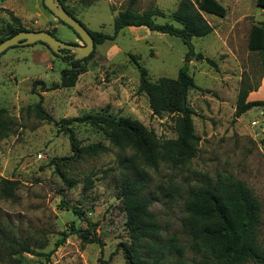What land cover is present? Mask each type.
<instances>
[{"label": "rangeland", "instance_id": "rangeland-1", "mask_svg": "<svg viewBox=\"0 0 264 264\" xmlns=\"http://www.w3.org/2000/svg\"><path fill=\"white\" fill-rule=\"evenodd\" d=\"M218 1L226 8L225 16L203 12L213 31L192 40L195 50L217 66L205 58L188 62L196 83L188 92V104L199 140L195 156L179 165L162 160L150 167L133 161L130 148L113 146L104 128L87 121L68 127L83 145L103 142L108 150L62 160L73 152L67 126L57 121L90 113L125 116L141 121L161 141L176 138L177 114L152 112L148 96L139 89L138 64L152 81L177 77L187 52L180 37L146 26L125 27L114 39L95 45L84 62L86 72L71 87L48 88L60 83L68 63L43 43L12 46L0 55V107L7 110L12 127L0 138V177L17 181L12 197L2 194L0 184V264H126L119 247L129 239L120 196L125 174L142 179L145 195L154 199L150 210L160 227L155 246L148 243L146 253L159 256L161 264H194L202 258L183 225L184 199L189 190L221 175H234L258 196V237L264 246V106L235 116L241 87L248 90V100L264 99V62L248 46L252 26L264 20V7L259 0ZM67 3L87 28L113 33L115 16L130 0ZM178 5V0H136L133 8L156 11L157 23L180 26L171 16ZM13 15L27 28L53 30L62 41L84 43L43 0H0V35L19 26ZM38 102L53 120L37 116ZM56 163L75 180L73 185ZM88 229L101 242L83 241L81 231ZM63 232L68 235L57 245ZM22 242L31 251H19Z\"/></svg>", "mask_w": 264, "mask_h": 264}, {"label": "trees", "instance_id": "trees-1", "mask_svg": "<svg viewBox=\"0 0 264 264\" xmlns=\"http://www.w3.org/2000/svg\"><path fill=\"white\" fill-rule=\"evenodd\" d=\"M68 1L60 0L65 9L75 16L74 11L68 6ZM178 1L179 5L171 16L180 23V26L170 22L157 23L153 19L156 11L137 12L133 8L136 0H130L129 6L115 16L113 33L88 28L96 44L114 39L121 29L129 26H146L150 30L182 39L187 46V52L177 77L163 76L152 81L147 69L138 64L139 89L148 96L149 105L154 114L162 115L164 112L177 114L178 136L161 141L153 130L141 121L125 116L116 118L111 115L90 113L78 117L62 118L57 123L67 126L73 154L60 159H83L108 150L103 142L83 145L75 131L68 127L74 121H87L104 128L113 146L130 148L132 160L139 159L145 166H157L162 160L179 165L195 156L199 137L194 133L191 116L193 110L188 104V92L196 86V83L189 72L188 62L196 57L205 58L215 66L217 63L209 57H204L202 52H197L192 40L194 37H204L213 31V25L205 19L203 12L223 17L226 14V8L218 0ZM259 3L264 7V0H259ZM13 19L19 26L7 35H0V42L18 31L33 30L23 26L16 15H13ZM59 21L66 24L60 19ZM46 30L55 35L53 30ZM74 33L80 38L75 31ZM45 45L50 49L47 44ZM248 46L250 50L260 53L264 62V20L252 26ZM51 52L67 62L68 67L61 70L60 83L48 88L74 86L79 76L87 70L84 62L92 56L90 54L84 58H76L75 53L69 49H63L62 54L52 50ZM39 82L44 84L43 81ZM247 97L248 90L241 87L237 97L235 116H240L254 106H264V99L248 100ZM35 111L40 118L53 120L41 102L35 104ZM6 112L4 107H0V138L6 136L12 128ZM56 168L69 186L75 183L73 178L66 175L59 163H56ZM86 181L92 184L90 178ZM0 184H2L1 190L5 197L14 195L17 181L0 177ZM120 196L129 230V239L119 243L126 264H161L159 256L151 257L146 253L148 243L151 248L155 246L153 239L160 226L150 210L154 199L152 196L145 195L142 179L125 174L121 181ZM184 208L186 215L183 225L191 239V247L203 253L202 258L194 264H247L248 262L264 264V246L258 237L262 213L261 203L258 196L245 182L232 174L218 176L213 182H205L189 190L184 199ZM74 211L78 212V209L75 207ZM89 234L90 229L81 231L83 241L101 242L96 235L89 236ZM67 235L68 233L63 232L57 245L64 242ZM20 246L19 251L21 252L31 251L27 242H22Z\"/></svg>", "mask_w": 264, "mask_h": 264}, {"label": "water", "instance_id": "water-1", "mask_svg": "<svg viewBox=\"0 0 264 264\" xmlns=\"http://www.w3.org/2000/svg\"><path fill=\"white\" fill-rule=\"evenodd\" d=\"M44 5L60 20L69 25L82 39L83 44L65 42L45 29L22 30L0 42V55L9 47L16 45H30L39 41L47 44L50 49L62 54L63 49L75 53L76 58H84L91 54L95 48L94 38L89 29L62 5L60 0H43Z\"/></svg>", "mask_w": 264, "mask_h": 264}]
</instances>
